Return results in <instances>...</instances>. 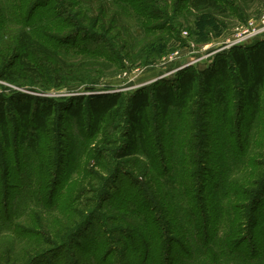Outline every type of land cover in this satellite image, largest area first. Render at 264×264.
<instances>
[{"label":"trees","instance_id":"16d2710c","mask_svg":"<svg viewBox=\"0 0 264 264\" xmlns=\"http://www.w3.org/2000/svg\"><path fill=\"white\" fill-rule=\"evenodd\" d=\"M108 1L122 13H138L151 21L155 18L160 21L158 15L163 18L170 12L179 11L186 2L196 12L216 8V0H146L152 4L151 7L159 10L153 14L151 7L143 6L140 0ZM220 1L223 4L228 2ZM226 4L229 6V3ZM76 5L82 7L78 12L82 23L90 22L91 17L96 16L100 31L107 30L106 33L117 45L123 43V48L129 47L131 50L134 41H120L121 15L116 11L108 15L107 0H14L18 27L5 47L0 48V80L17 86H39L43 91L67 86V81H78L73 76L75 66L66 52L73 47L78 48V42L81 47L89 49L97 44L96 41L70 35L50 47L35 39L25 28L33 22L39 9L51 8L48 15H37L34 22L42 18L44 26L51 27L53 24L65 30L71 27L72 22L70 12H62L61 8L71 9ZM124 16L133 18L131 14ZM62 17L66 20H62ZM106 23H109V27L105 26ZM151 27L145 28V39L163 29L152 30ZM129 43L131 45L126 46ZM83 48L78 51L85 53ZM95 53L102 55L101 50ZM263 93L264 39L254 38L233 47L227 54L216 56L206 68L188 67L179 71L172 80H160L138 88L127 97L122 116L118 114L123 101L119 93L69 101L20 93L0 94V149L2 155L7 156L0 158V187H8L7 192L2 193L0 189V224L6 228L4 232H13L26 242L44 241L52 246L43 252L40 245L35 247V253L34 248L32 253L26 250L28 256L25 264L45 260L44 264H83L80 262L82 258L78 260L77 252L71 251L74 246L78 251L80 247L84 249L83 252L92 253L91 256L95 254L93 264H148L149 259L151 264H160V261L162 264H180L179 261H187L191 255L204 258L202 264H224L219 259L220 255L231 257L234 261L232 264H264V177L256 185L254 176L261 174H255L256 168L253 166L254 169L250 168L252 172H247L239 182L228 181L229 172L234 166L235 170H239L240 166L248 168L250 164L252 167L245 157L253 126L261 112ZM200 100L209 104L210 113L202 117L203 120L198 114L201 125L204 123L206 126L195 132L192 125H184L190 120L189 115L182 113L185 111L187 114L191 107H197ZM150 108H155L159 121L151 117ZM173 112L175 124L169 127L166 122ZM115 116L123 118L126 127L123 143L115 152L116 160L135 156L143 158L152 173L151 183L160 189L167 188L170 199L166 200L165 194L164 203L168 204L163 208L157 207L153 213L151 208L155 199L148 196V188L152 184H144L136 189L130 181L129 192L124 194L122 189L115 197L117 215L106 221L98 219L99 216L94 218L92 212L66 209L62 213L63 218L57 221L54 233L41 214L29 216L27 223L31 227L23 228L21 224L13 222L12 218L18 212H13L16 209H12V204L23 203L22 195H27L28 204H34L39 213H51L58 209V189L49 188L44 192V187L46 179L62 178L61 169L64 166L71 168L70 162L75 157L72 154L73 144L68 143V140L71 141L69 125L82 136H94ZM16 135L20 138L17 146L21 148L18 150L13 145ZM29 162L36 163L31 168L38 176L41 175L39 179L42 185L35 184L32 169L27 164ZM61 183H58L59 188ZM234 189L238 190L237 194L232 193ZM146 191L148 194H145ZM216 193L218 198L212 200ZM97 197L105 206L116 201L103 192H98ZM233 200L244 203L243 214H239L238 206L231 205ZM175 202L180 205L178 212ZM220 205L227 208L233 223H243L246 237L244 235L242 239L234 241L218 238L212 212H221ZM28 213H31L30 209ZM110 220L119 225L117 232L108 228L107 222ZM184 222L187 226H184ZM93 233L94 238H90L89 235L93 236ZM112 233H117L116 238ZM167 235L170 236L168 241ZM86 241V247L90 248L88 250L83 247ZM152 251L155 256L151 261Z\"/></svg>","mask_w":264,"mask_h":264},{"label":"rangeland","instance_id":"374dc122","mask_svg":"<svg viewBox=\"0 0 264 264\" xmlns=\"http://www.w3.org/2000/svg\"><path fill=\"white\" fill-rule=\"evenodd\" d=\"M101 1L104 2V0ZM227 1L226 3H229V6L226 3L223 4L221 1L219 2V0H216V8L214 10L201 12L191 10L188 2H186L179 11L170 12L167 17L163 18L161 15H158L159 18H161L160 21H157L156 18L151 21L143 17V15L141 16V14L139 15L138 13L130 11L123 12L127 15L131 14L133 18L125 17V14L122 13L119 8L114 7L112 2L107 0L108 5L106 6L108 9L107 13H109L108 15L111 16L115 11L121 15L119 17L121 20L119 25L120 41L122 39H127L129 42L132 40L134 41L131 50H129V47L123 48L125 46L121 45L123 43L117 45L110 38L109 34L106 33L107 30L104 32L100 31L96 16H92L90 22L82 23L80 20L81 16L78 15V12L82 8L81 5L73 6L71 9L67 7L61 8L62 12H70L69 19L72 22L71 27L65 30H60L53 24L51 27L44 26L45 21L42 18L34 22L37 15H48V13L52 11L51 8L39 9L33 19L34 23L31 22L27 24L25 28L41 43L53 47L56 46V42L59 41V39L70 35H77L88 37L96 41L95 43L97 44L93 43L94 45H91L88 49L81 47V43L78 42L77 50L73 47L71 51L66 52L68 58H70V62L75 66L73 69V76L78 81H71L69 83L66 80L69 84L67 86L51 87L43 91L39 86H17L0 80V94L9 95L20 93L39 98L69 101L74 98L119 93L123 101L118 114L122 116L126 110L125 102L127 97L138 88L147 87L160 80H172L179 71L188 67L206 68L216 56L227 54L229 50L233 48V45L245 44L254 38L264 39V0ZM140 3L148 8L152 5L146 0H140ZM13 5L14 0H0V48L5 47V44L10 41V36L14 29L18 27L17 23H15ZM157 10L156 7H151V11L154 12L153 14H157ZM61 19L66 20L65 17ZM106 20H108V18ZM108 24L109 23H106L105 26ZM147 26H152L151 29H163L150 38L145 39L147 34L145 28ZM130 45L129 43V45L126 46ZM82 48L86 51L85 53L78 51ZM97 50H101L102 55L96 54L95 51ZM112 56L114 58H112ZM209 113V104L204 100H200L199 105L197 107H191L187 114L183 111L182 115H189L188 118L190 120L185 122L184 125H192L193 131L196 132L198 128L201 129L202 126H206L204 123L201 125L202 121L198 119L199 115H201V119L203 120ZM149 114L155 121H159L160 118L155 108H150ZM170 115L171 119L166 123L169 127H172L175 124V117H173L174 112L170 113ZM235 122L236 121H234V124H236ZM105 125L106 126L94 136L88 134L82 136L71 124L69 125L71 128L68 133L71 141L68 140V143L73 144L74 149L72 154L75 158L71 160L73 162H70L71 168H69V166H64L61 169L63 174L62 178H60L61 176H57L53 180L51 177L46 179L45 191L43 190L46 192L49 188H52V190H54V188L55 190L58 189V209H55V211L51 213H39L37 211L39 209H37L34 204H28L27 195H22L23 203L16 202V204H12V209H16V211L13 212H18L15 215L16 217L12 218L13 222L21 224L23 228L31 227L27 223L29 216L32 214H41L42 219L52 233H54L57 221L63 218L64 215H62V213L64 210L66 211V209L80 213L92 212L93 217L99 216L98 219L106 221L112 218V216L117 215L116 206L118 203L115 197H117L122 189L123 193L125 192L124 194L129 192L128 182L130 181L133 182L132 185H134L136 189L142 188L144 184H152L151 187L149 186L148 188L149 194L147 191L145 194H148L153 200L155 199L151 208L153 213H155L157 207L162 206L163 208L168 204V202L167 204L164 203L165 194L167 196L166 200L170 199L167 188L161 187L160 189L156 184L153 185V183H151L150 179L152 173L147 162L143 158L135 156L131 159L116 160L115 152L122 145L126 130L123 118L119 119V117L117 118L115 116L113 119H110V121L108 120ZM85 130L86 129H84V131ZM13 140L14 147H16L17 150L20 149L21 147L17 146L20 138L16 135ZM248 146L249 150L245 158L247 162L249 161L252 163V167L250 164L248 168L240 166L239 170H235L234 166L232 172H229V182H239L246 177L247 172H252L250 168L254 169V167L256 168L254 169L256 170L255 174H261V176H254L255 184L264 177V95L262 98L261 112L253 126L250 144ZM0 158H7L4 154L2 155L1 149ZM8 158H10V156ZM27 164L30 168L31 166L33 168L36 163L29 162ZM34 170L35 169H32L31 176L36 180L35 184L37 182L42 185L39 179L41 175L38 176L37 172ZM50 171L53 172V170ZM60 180L62 181V186L59 188L58 183L61 182ZM256 185H254L255 188ZM12 186L15 187L14 184H12ZM248 188L252 189L251 187ZM0 189L3 193L7 192L8 187L5 186V188H3V186H1ZM98 192L106 193L116 201L110 202L108 206L102 205L97 197ZM217 193L211 198L212 200L218 198ZM232 193L237 194L238 190L234 189ZM175 204L176 211L178 212L180 205L178 202H175ZM243 204V202L239 203L238 200H233L231 202L233 207L238 206L240 215L244 212L242 209L244 206ZM100 206L104 207H101V209ZM219 207L222 208L221 212L215 210L212 212L215 217L214 224L216 226V234L219 236L218 238H226L227 240L234 241L238 238L242 239L244 235V237H246L247 233L246 231L244 232V228L242 227L243 223H239V221L233 223L232 218L229 217L227 208L225 209V207L221 205ZM28 209H30L31 213H28ZM19 210H22V212ZM108 210L110 211L108 212ZM107 224L109 226L108 228H111L113 232H117L119 229V225L112 220H110L109 223L107 222ZM184 226H187L185 222ZM5 229L6 228L1 223L0 264H25L28 256L26 255V250L31 251L32 248H34L33 252L35 253V247L39 245L41 246V252L50 250L52 247L45 244L44 241V245H42V241L32 243L28 240L26 242V239L22 237L18 238L13 232H4ZM112 234H114L116 238L117 233ZM94 236V233L93 236L89 235L90 238H94ZM168 237L170 238V236L167 235V241ZM86 244L87 241L83 243L84 248ZM180 244H182L181 241ZM76 247L77 246H74L71 251L77 252L76 256L78 260L82 258L80 262H83V264L94 263L93 256H95V254L91 256L92 253L83 252L84 249L80 247L79 249L81 251H78ZM86 248L87 250L90 249L89 247ZM101 253L98 257L101 256ZM83 256H85L84 259ZM154 256L155 253L152 251L151 261L154 259ZM132 257H134V255ZM219 257L224 264H232L234 262L232 258L227 257V255H220ZM195 258H197L196 255H191L190 259L187 261H179V263L202 264L204 258H197L194 260ZM45 261H35L33 264H44ZM48 261L53 260L49 259ZM148 264H151L150 259L148 260ZM160 264H162L161 261Z\"/></svg>","mask_w":264,"mask_h":264},{"label":"built area","instance_id":"2783aa9c","mask_svg":"<svg viewBox=\"0 0 264 264\" xmlns=\"http://www.w3.org/2000/svg\"><path fill=\"white\" fill-rule=\"evenodd\" d=\"M237 45H239V44H235V45H233V47H235V46H237Z\"/></svg>","mask_w":264,"mask_h":264}]
</instances>
